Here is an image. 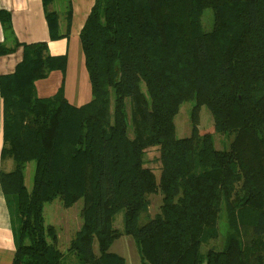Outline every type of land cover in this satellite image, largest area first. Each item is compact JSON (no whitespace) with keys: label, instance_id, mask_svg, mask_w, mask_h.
<instances>
[{"label":"trees","instance_id":"obj_1","mask_svg":"<svg viewBox=\"0 0 264 264\" xmlns=\"http://www.w3.org/2000/svg\"><path fill=\"white\" fill-rule=\"evenodd\" d=\"M43 4L51 39L68 36L71 0ZM0 20L12 32L9 13L0 11ZM79 37L87 103H71L63 87L38 96L36 81L67 66L47 42L24 44L16 71L0 77L1 161L12 162L9 170L2 164L0 184L13 218V264H65L43 212L55 199L65 208L83 199L69 243L79 264H126L110 250L122 235L132 237L140 264H264V0H95ZM18 45L0 43V55ZM188 100L196 102L192 130L178 138L174 117ZM200 106L214 132L232 136L228 148L200 133ZM150 147L159 150V177L145 165ZM156 192L160 211L140 224ZM120 211L122 230L114 226ZM219 223L222 246L202 251Z\"/></svg>","mask_w":264,"mask_h":264},{"label":"crops","instance_id":"obj_2","mask_svg":"<svg viewBox=\"0 0 264 264\" xmlns=\"http://www.w3.org/2000/svg\"><path fill=\"white\" fill-rule=\"evenodd\" d=\"M94 2L95 0H71L69 35L52 40L43 0H0V11L9 13L12 30L7 33L0 20V43L6 47H12L16 42L19 44L10 53L0 55V77L16 71L24 57V44L47 42L49 53L53 56H65L67 66L64 73L58 70L49 71L45 78L36 81L38 96L50 97L63 87L71 103L82 105L90 101L91 86L79 36ZM55 6L59 8L60 32L64 33L67 29L66 8L61 2ZM69 90H74V93ZM3 144L4 102L0 91V170L2 164L9 170L12 163L8 160L4 163L1 161ZM15 251L13 218L0 184V264H13Z\"/></svg>","mask_w":264,"mask_h":264},{"label":"rangeland","instance_id":"obj_3","mask_svg":"<svg viewBox=\"0 0 264 264\" xmlns=\"http://www.w3.org/2000/svg\"><path fill=\"white\" fill-rule=\"evenodd\" d=\"M202 21L203 28L205 30H210L213 25V11L211 8L205 9ZM69 91L71 93H74V90ZM90 95L92 97L91 90ZM195 103V100H188L183 102L179 106V110L174 117L176 137L181 138L190 135L193 126L191 113ZM213 122V116L208 110V108L205 106H200L198 109V125L200 133H212L215 142V147H217L218 149L228 148L232 136L214 132ZM158 156L159 150L157 147L148 148L144 156L145 165L151 168L157 175V177H159L160 174V163L157 160ZM34 170L35 162L31 161L27 163L25 169V185L28 190H31L33 187ZM148 198V211L146 214L141 215L139 219L140 224L145 223L149 219L148 217H153L160 211V206L162 203V194L160 192H156L150 194ZM83 203V199H80L73 206L65 208L59 199H55L51 202H46L44 205L43 212L45 217V224L54 225V227L56 228L59 237L58 247L64 254L63 261L65 264H79L77 263L78 261L76 260L74 254L69 250V243L71 238L75 235L76 231L81 227V209L83 207ZM114 226L119 230H122L124 228V211H120L116 214ZM219 226L221 229L218 234V237L204 244L202 247V251H205L209 247L216 246L220 248L222 246L225 239V230L222 223H219ZM96 248L97 247L95 244V249ZM110 250L114 253L123 256L126 260V264H140V256L137 252L136 245L132 237L130 236L122 235L121 237L116 239L111 245Z\"/></svg>","mask_w":264,"mask_h":264}]
</instances>
